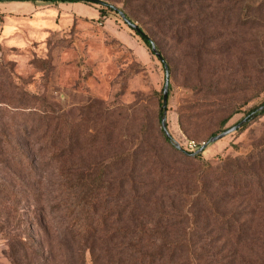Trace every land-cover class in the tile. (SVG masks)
<instances>
[{
	"label": "rangeland",
	"instance_id": "rangeland-1",
	"mask_svg": "<svg viewBox=\"0 0 264 264\" xmlns=\"http://www.w3.org/2000/svg\"><path fill=\"white\" fill-rule=\"evenodd\" d=\"M101 1L124 12L148 36L168 66L164 123L170 140L206 143L201 160L213 167L244 158L264 143V115L243 129L207 141L211 134H220L244 118L248 110L264 103V0H213L217 5L208 0ZM14 2L26 1H0V114L18 118L39 108L62 115L65 123L88 116L91 134L99 128L100 134H108L115 119L125 131L144 123L157 131L159 97L166 79L164 64L119 12L89 1L70 6L61 2L57 5L65 8L59 7L54 14L43 9L27 18L9 15L3 8ZM33 3L43 6L54 2ZM210 51L217 55H206ZM37 98L44 101L43 106ZM65 123L64 138L68 132ZM101 141L91 149L78 142L82 147L73 161L111 158V143ZM178 151L192 155L182 147ZM21 176L31 181L30 176ZM42 193H46L45 186ZM13 202L6 199L4 206L9 208ZM33 203L29 199L18 205L25 220ZM156 207L148 209L139 203L136 224L154 226ZM174 207L168 214L175 216L182 205L175 203ZM256 208L264 206L248 209ZM28 235L34 243L39 242L35 226L28 228ZM50 236L53 261L59 264V240L54 233ZM5 248L0 240V264H8L2 254ZM84 262L93 264L88 252Z\"/></svg>",
	"mask_w": 264,
	"mask_h": 264
},
{
	"label": "trees",
	"instance_id": "trees-1",
	"mask_svg": "<svg viewBox=\"0 0 264 264\" xmlns=\"http://www.w3.org/2000/svg\"><path fill=\"white\" fill-rule=\"evenodd\" d=\"M96 1L102 9L120 11ZM138 35L153 52L148 36ZM212 52L206 55H217ZM159 99L157 131L147 123L125 131L115 119L108 134H100L101 128L91 134L90 117L65 123L62 115L39 108L18 118L0 114V240L8 264H54L51 233L59 240V264H85L87 252L93 264H264V208L248 209L264 206V143L215 167L201 160L202 152L182 155L162 130V95ZM263 105L233 126L245 120L237 128L243 129L264 115V108L258 111ZM101 138L111 143V158L73 161L82 147L78 142L91 149ZM6 199L14 201L9 208ZM29 199L34 203L25 220L18 205ZM139 203L159 207L154 226L136 224ZM175 203L182 207L172 216ZM32 226L38 243L29 238Z\"/></svg>",
	"mask_w": 264,
	"mask_h": 264
},
{
	"label": "water",
	"instance_id": "water-1",
	"mask_svg": "<svg viewBox=\"0 0 264 264\" xmlns=\"http://www.w3.org/2000/svg\"><path fill=\"white\" fill-rule=\"evenodd\" d=\"M0 1H22V0H0ZM42 1H61V0H42ZM76 2L77 1H85V2H97L96 0H75ZM120 16L122 17V19L131 27L135 30L136 33L140 34V35H144V33L136 26V24H133L131 23L128 19L125 18L124 14L121 12V11H118ZM151 50L153 51V53L156 55V57L162 61V57L160 56V54L155 50L154 48V45L151 43ZM164 64V68H165V74H166V79H165V84H164V87H163V92H162V109H163V115L160 119V124H161V127H162V130L163 132L165 133V135L167 137H170L169 134L167 133V130H166V125L164 123V114L166 112V100H167V88H168V74H167V66L165 63ZM264 108V105L261 106L258 111H261L262 109ZM245 122V120H242L239 124L233 126L232 128L222 132L221 134L217 135V136H214V137H211L209 139V142H213V141H216L218 140L219 138L223 137L224 135H226L228 132H231V131H235L238 127H240L241 124H243ZM171 141V144L177 148L178 150H181V147L177 144V142H174L172 140ZM206 143L201 146L195 153H193L192 155H195V154H199L203 151L204 147H205Z\"/></svg>",
	"mask_w": 264,
	"mask_h": 264
},
{
	"label": "crops",
	"instance_id": "crops-1",
	"mask_svg": "<svg viewBox=\"0 0 264 264\" xmlns=\"http://www.w3.org/2000/svg\"><path fill=\"white\" fill-rule=\"evenodd\" d=\"M61 2H56L52 4H46V5H37L33 2H21L17 3L14 2L13 4L4 5L3 8L6 9V12L11 15H20V16H27V18H31L35 12L41 11L43 9H48L47 11H51L52 14L58 12L57 10L60 8H65V6H58L57 4H60ZM66 3L68 6H70L71 2H63ZM74 3V2H73ZM56 15V14H55Z\"/></svg>",
	"mask_w": 264,
	"mask_h": 264
},
{
	"label": "built area",
	"instance_id": "built-area-1",
	"mask_svg": "<svg viewBox=\"0 0 264 264\" xmlns=\"http://www.w3.org/2000/svg\"><path fill=\"white\" fill-rule=\"evenodd\" d=\"M179 146H181L186 151L190 152L191 154L195 153L201 146H203L205 143H198L194 140L184 139L179 142H177Z\"/></svg>",
	"mask_w": 264,
	"mask_h": 264
}]
</instances>
